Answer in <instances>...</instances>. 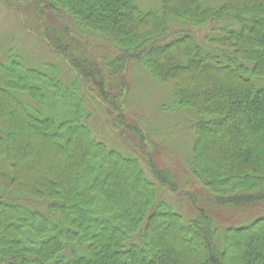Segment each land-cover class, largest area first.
Instances as JSON below:
<instances>
[{"label": "trees", "instance_id": "obj_1", "mask_svg": "<svg viewBox=\"0 0 264 264\" xmlns=\"http://www.w3.org/2000/svg\"><path fill=\"white\" fill-rule=\"evenodd\" d=\"M3 1L52 59L0 58V264H264V0ZM130 64L193 135L198 192L127 122Z\"/></svg>", "mask_w": 264, "mask_h": 264}, {"label": "rangeland", "instance_id": "obj_2", "mask_svg": "<svg viewBox=\"0 0 264 264\" xmlns=\"http://www.w3.org/2000/svg\"><path fill=\"white\" fill-rule=\"evenodd\" d=\"M135 1L144 10H156L160 3V0ZM18 17V14L9 7L8 3L0 0V58H3L5 50L9 47H15L22 53L23 58L29 65L38 66L43 61L52 59V55H50V51L46 46L19 23ZM209 29L210 27L206 30ZM196 34L198 33L196 32ZM99 40L96 42H99ZM105 43L102 41L100 45L106 46ZM102 52L103 56H108L105 51ZM125 76L127 85L124 103L128 111L127 122L130 125L137 124V129H140L149 138L150 146H156L159 149V152L154 153L153 151V154H156V158L163 165L169 163L172 172L177 176L178 185L181 186L184 192L187 190H193L194 193L198 192L199 187L191 181H189V184L183 185L185 179L181 167L190 151L193 135L183 130L184 125L180 119L181 115H174L175 118H173L163 114L167 112L161 113L158 110L161 106L166 109L169 104L168 99H171L170 94L137 64H130ZM97 110L99 112L92 115L89 123L98 139L108 140L114 146V144H117L115 140L121 138L109 126L108 117L103 114L102 110ZM129 131L130 128L127 127L125 129L127 133L125 139L127 140L128 135L130 139H133ZM181 196L183 194L179 195V199L182 198ZM166 197L175 200L176 195L166 194ZM184 207V209H188L189 206L184 203Z\"/></svg>", "mask_w": 264, "mask_h": 264}]
</instances>
